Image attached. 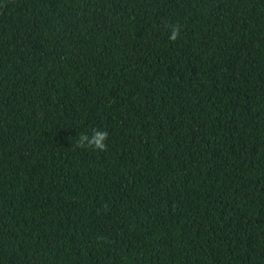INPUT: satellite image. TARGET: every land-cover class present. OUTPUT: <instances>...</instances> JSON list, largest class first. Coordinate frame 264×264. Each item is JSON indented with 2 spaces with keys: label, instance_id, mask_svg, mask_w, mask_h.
<instances>
[{
  "label": "trees",
  "instance_id": "trees-1",
  "mask_svg": "<svg viewBox=\"0 0 264 264\" xmlns=\"http://www.w3.org/2000/svg\"><path fill=\"white\" fill-rule=\"evenodd\" d=\"M0 264H264V0H0Z\"/></svg>",
  "mask_w": 264,
  "mask_h": 264
},
{
  "label": "clouds",
  "instance_id": "clouds-1",
  "mask_svg": "<svg viewBox=\"0 0 264 264\" xmlns=\"http://www.w3.org/2000/svg\"><path fill=\"white\" fill-rule=\"evenodd\" d=\"M168 29V39L173 42L177 41L181 36L182 26L179 23L169 24ZM108 139V131L93 129L91 133H79L75 144H72V148L79 150H93L98 152H105L107 150L106 141Z\"/></svg>",
  "mask_w": 264,
  "mask_h": 264
}]
</instances>
